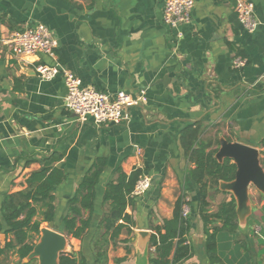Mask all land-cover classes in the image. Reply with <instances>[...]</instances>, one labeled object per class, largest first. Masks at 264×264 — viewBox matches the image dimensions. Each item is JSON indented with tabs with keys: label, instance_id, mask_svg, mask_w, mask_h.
<instances>
[{
	"label": "crops",
	"instance_id": "obj_1",
	"mask_svg": "<svg viewBox=\"0 0 264 264\" xmlns=\"http://www.w3.org/2000/svg\"><path fill=\"white\" fill-rule=\"evenodd\" d=\"M193 1L190 22L171 28L162 21L165 0H0V38L41 23L57 41L55 58L20 57L0 42V204L5 193L26 187V178L45 156L59 154L56 166L65 179L53 191L51 222L65 235L69 252L81 251L89 264L90 241L99 235L110 205L104 192L119 171L128 175L140 168L151 177V186L131 196L133 204L125 212L134 221L132 232H122L120 242L109 246V264L115 258L150 264L155 250L149 236L171 218L182 195L189 207L186 243L192 255L180 264H210L199 188L189 172L195 165L182 142L195 147L201 139L207 150L217 148L220 137L241 142L258 149L264 169V0H250L259 23L252 33L238 21L235 0ZM235 58L245 65L233 67ZM38 62H58L82 86L111 95L144 89L146 100L130 107L119 123L96 125L90 117L80 122L64 106L62 78L39 79ZM99 159L105 165L95 185L90 224L81 238H73L63 232V219ZM248 195L250 212L238 220L235 234H217L218 264H244L243 258L245 264H264V195L253 186ZM216 198L227 201L232 194L210 190V212L217 208ZM237 241L245 245L239 252ZM17 260L11 257L9 264Z\"/></svg>",
	"mask_w": 264,
	"mask_h": 264
},
{
	"label": "trees",
	"instance_id": "obj_2",
	"mask_svg": "<svg viewBox=\"0 0 264 264\" xmlns=\"http://www.w3.org/2000/svg\"><path fill=\"white\" fill-rule=\"evenodd\" d=\"M184 133L186 136L188 131ZM216 142L218 144V141ZM182 145L195 165L189 172L199 188V216L206 235L205 252L210 264H218L221 258L218 254L217 234L224 237L235 234L238 224L236 205L232 197L230 200L219 202L216 210L210 212L209 191H218L220 180H232L236 166L228 158L222 162L217 161L214 154L218 145L215 149L207 150L209 144L201 139L195 147L193 143L182 142ZM60 158L57 153L45 156L41 167L26 178L24 189L3 195L0 204V264H9L11 257L18 259L15 264H21V260L33 249L41 224L53 220V191L65 179L64 170L56 166ZM104 165L105 162L100 159L95 163L70 201L68 214L63 219V232L66 235L79 239L89 227L94 189ZM142 173L140 168L133 169L128 175L119 171L116 181L107 184L103 199L110 205L97 227L99 235L90 241L92 264H109V246H116L120 242L118 236L122 232H132L134 221L125 209L127 205L133 204L131 192ZM183 204H187V201L182 195L174 203L171 218L164 219L160 226L155 227L154 233L150 234L149 243L155 250V255L149 258L150 264H180L191 257L192 246L186 243L191 224L188 217L181 215ZM86 212L87 216L84 215ZM234 246L238 252L241 246L245 248V245L238 241ZM125 260L115 258L113 264H127ZM242 263L245 264V258ZM59 264L89 262L81 251H77L61 253Z\"/></svg>",
	"mask_w": 264,
	"mask_h": 264
},
{
	"label": "built area",
	"instance_id": "obj_3",
	"mask_svg": "<svg viewBox=\"0 0 264 264\" xmlns=\"http://www.w3.org/2000/svg\"><path fill=\"white\" fill-rule=\"evenodd\" d=\"M193 5V0H165L162 9L163 23L171 28L189 23ZM233 9L238 21L247 32L252 33L257 29L259 23L255 16L253 2L235 0ZM0 42L20 57L35 55L55 58L54 49L57 46V41L49 28L41 23L11 31L1 37ZM244 65L245 60L241 58H235L232 62L233 67L239 68ZM34 71L41 80H51L57 76L62 78L66 88L64 106L80 122L90 117L96 125L119 123L127 117V110L130 107L139 106L146 100L144 89L135 94L119 91L111 95L91 86H82L80 79L58 62L51 64L38 62ZM150 186L151 177L142 173L131 194L140 196ZM181 215L185 218L188 217L189 207L187 204L182 205Z\"/></svg>",
	"mask_w": 264,
	"mask_h": 264
},
{
	"label": "water",
	"instance_id": "obj_4",
	"mask_svg": "<svg viewBox=\"0 0 264 264\" xmlns=\"http://www.w3.org/2000/svg\"><path fill=\"white\" fill-rule=\"evenodd\" d=\"M214 157L219 162L228 158L236 166L234 178L230 181L220 180L218 188L222 192L232 194L236 205L237 223L238 220L242 222L250 212L249 187L253 186L264 195V169L260 164L259 151L253 146L228 141L226 138L220 137ZM139 234L147 236L146 232H140ZM61 253H69L66 237L54 230L53 223L49 222L47 227L40 228L33 249L27 257L22 259V262L26 263L35 259L36 264H59Z\"/></svg>",
	"mask_w": 264,
	"mask_h": 264
},
{
	"label": "rangeland",
	"instance_id": "obj_5",
	"mask_svg": "<svg viewBox=\"0 0 264 264\" xmlns=\"http://www.w3.org/2000/svg\"><path fill=\"white\" fill-rule=\"evenodd\" d=\"M207 137L212 139V135H211V134H209ZM215 201H216V202H219V201H220V199H219V198H216V200H215ZM33 264H36V260H35V261H33Z\"/></svg>",
	"mask_w": 264,
	"mask_h": 264
}]
</instances>
